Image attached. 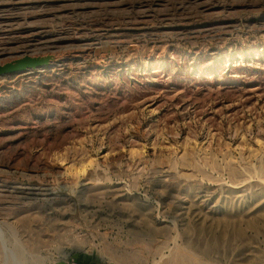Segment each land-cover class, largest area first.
<instances>
[{"label":"rangeland","instance_id":"rangeland-1","mask_svg":"<svg viewBox=\"0 0 264 264\" xmlns=\"http://www.w3.org/2000/svg\"><path fill=\"white\" fill-rule=\"evenodd\" d=\"M0 264H264V0H0Z\"/></svg>","mask_w":264,"mask_h":264},{"label":"water","instance_id":"water-1","mask_svg":"<svg viewBox=\"0 0 264 264\" xmlns=\"http://www.w3.org/2000/svg\"><path fill=\"white\" fill-rule=\"evenodd\" d=\"M32 66H33V61L29 59H22L13 63H7L5 65H1L0 77L7 74L26 71L30 69Z\"/></svg>","mask_w":264,"mask_h":264}]
</instances>
